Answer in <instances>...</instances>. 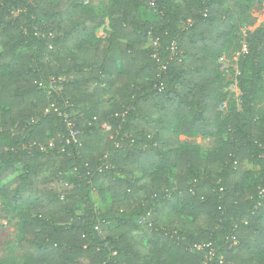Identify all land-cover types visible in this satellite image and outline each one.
<instances>
[{
	"label": "trees",
	"instance_id": "trees-1",
	"mask_svg": "<svg viewBox=\"0 0 264 264\" xmlns=\"http://www.w3.org/2000/svg\"><path fill=\"white\" fill-rule=\"evenodd\" d=\"M255 1L111 0L99 36L86 0H0V196L22 252L0 264H264V27L242 111H220L218 63ZM198 135L219 144L182 142Z\"/></svg>",
	"mask_w": 264,
	"mask_h": 264
},
{
	"label": "rangeland",
	"instance_id": "rangeland-1",
	"mask_svg": "<svg viewBox=\"0 0 264 264\" xmlns=\"http://www.w3.org/2000/svg\"><path fill=\"white\" fill-rule=\"evenodd\" d=\"M111 0H86V3L95 8L101 15L106 16L105 24L97 31L99 36H105L110 32L109 20L107 17V7ZM143 17L150 20H159L160 16L158 11L143 10ZM248 19L243 25L234 33V41L230 48L218 58L220 69L226 76L229 83L227 87L228 96L221 103L220 111L223 114L229 111H242L241 105V91L238 87L239 67L238 60L242 52L247 50V37L259 27H264V0H257L253 2L251 8L248 10ZM264 86V71L263 83ZM257 109H264V93L261 92L258 100L256 101ZM219 139V138H218ZM214 137H203L201 135L194 137H182L184 144L198 145L201 148L202 154L213 150L218 144L219 140ZM247 168H252L247 165ZM21 169L16 173H20ZM18 218L12 214L6 213L4 208L3 199L0 196V260L6 257L17 258L21 261V250L18 246L19 229Z\"/></svg>",
	"mask_w": 264,
	"mask_h": 264
},
{
	"label": "built area",
	"instance_id": "built-area-1",
	"mask_svg": "<svg viewBox=\"0 0 264 264\" xmlns=\"http://www.w3.org/2000/svg\"><path fill=\"white\" fill-rule=\"evenodd\" d=\"M153 46H158V42L155 41L153 42ZM173 49H175V47H173ZM154 56L158 58V54L154 53ZM165 68V66H164ZM51 107H55V103H53L51 105ZM57 109V108H55ZM64 118H65V121L67 123V126L69 127V130H70V137H68V140L67 142L70 143V142H75V143H78L79 142V134H80V130L76 128L74 122H72L70 119H69V115L68 114H64ZM104 127L106 129H110V125L109 124H104ZM212 243H194L192 245L193 248L197 249V250H201L203 249L204 247H210ZM211 252H213V250H211Z\"/></svg>",
	"mask_w": 264,
	"mask_h": 264
}]
</instances>
